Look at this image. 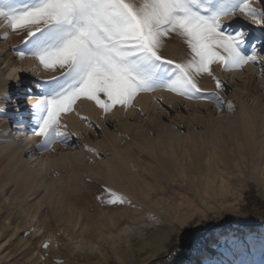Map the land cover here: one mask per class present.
Segmentation results:
<instances>
[{
  "label": "snow or ice",
  "instance_id": "1",
  "mask_svg": "<svg viewBox=\"0 0 264 264\" xmlns=\"http://www.w3.org/2000/svg\"><path fill=\"white\" fill-rule=\"evenodd\" d=\"M0 32V44L20 37V47L11 46L17 62H35L29 69L34 80L25 82L16 69L7 73L16 90L0 91V123L14 120L16 135L30 129L40 138L41 154L60 145L103 158L84 143L83 131L69 127L68 114L97 137L108 118L137 110V97L157 92L208 104L217 116L235 115L240 106L228 98L232 90L218 73L244 74L258 66L264 79V0H0ZM177 43L184 49L179 59L166 54ZM205 81L212 83L211 90ZM155 99L160 103L162 97ZM78 102H94L95 121L80 116ZM138 111L147 121L143 109ZM174 127L186 134L182 125ZM105 191L97 197L102 206L132 204L122 194ZM40 246L43 256L51 237Z\"/></svg>",
  "mask_w": 264,
  "mask_h": 264
},
{
  "label": "rangeland",
  "instance_id": "2",
  "mask_svg": "<svg viewBox=\"0 0 264 264\" xmlns=\"http://www.w3.org/2000/svg\"><path fill=\"white\" fill-rule=\"evenodd\" d=\"M17 2L25 3L27 0H17ZM247 27L250 30L257 31L258 34V30L254 26L248 25ZM3 34V32H0V36H3ZM12 45L19 48L20 37L12 35L7 43L0 44V49L3 50V52H0V57L7 59V55L10 54L13 59L12 64L16 65L17 57L11 54ZM183 52V47L177 43L171 45L166 54L179 59L183 56ZM27 61L29 60L19 61L25 65V69L27 70L25 82L35 79V76L29 73V69L35 62L32 60L30 62ZM39 71L40 69L37 70V72ZM218 74L227 81L228 87L232 90L228 98L234 100L240 106V111L235 115H223L227 117L224 123L233 122L234 119L240 118L242 115L241 100L245 99L246 91L248 95L264 105V79L261 78V71L258 66L246 68L244 74L239 72L230 73L227 76H224L222 73ZM205 83L208 89L211 90L213 87L212 83L210 81H205ZM14 88L15 85H13L11 93H15L16 89ZM159 93L139 96L149 98L147 106L143 109L144 115L148 116V120L157 118L170 124L176 118L183 117L185 119L194 115L199 118L209 115L212 118L220 117L217 116L212 106L205 112L201 108L191 106L192 104L198 106L197 103L183 100L174 94L172 95L176 102L162 98L161 102L157 103L155 98L161 97ZM78 103L76 107L80 111V116L95 121L99 109L92 106L94 102H87L92 108L90 111H83L79 108ZM177 103H180L181 106H176ZM184 105H187V108ZM136 109L127 112L123 110L118 111L114 117L108 118L107 122L101 125L105 130L99 137L90 128L83 125L74 113L67 115L69 127L73 131H83L87 137L84 143L89 148L102 153L103 158L93 156L86 149L75 146L74 148H63L60 145H56V151L52 153V158L57 160H60L62 157L72 158L78 153H83L87 166H95L97 164L103 166L106 162H109L112 168L115 169L112 174L113 178H111L112 187H104L102 177L87 176L85 173L80 172L78 167H74L73 169L69 168L70 166H65L60 170L61 173L59 172L64 185L58 191L59 193H54L56 195L50 194L48 188H45L46 183L35 186L34 190L30 192L23 189L16 179H6L4 167L7 161L5 159L2 160L0 155V264H53V261H67V264H151L163 256L168 257L170 264H185L184 262L175 260L180 259L176 256V248H180L185 244L181 240L190 237L191 232L189 234L184 233L185 230L192 226H200L201 228L206 226L208 228L210 225L221 224L227 220L235 221L238 224L232 226L218 224L215 233L208 239L207 248H209V253L215 251L214 246L219 244L221 238L224 237L229 238V241L234 238L243 239L245 243L239 250L238 247L234 248L230 242H224V239H222V243L220 244L223 245V248H217V251L214 252L217 257L216 261H214L215 264H264V226L261 225L264 222V196H262V191L264 192V182L262 181L264 180H262L260 174V167L264 164V151H261L264 149V139L260 137H255L252 140L247 139L252 146L247 141H243L245 142L244 148L247 150L243 151L246 166L242 162V157L237 158L238 160L236 161L237 166H242L241 170H236V168L225 170L228 163H231L230 161L227 162L228 160H220V162H224L220 165L222 171L225 170L223 174L228 172L229 175L227 174L228 176L223 181L218 180L216 185L213 184L212 190H209L204 182L201 183V171H199L200 173L198 172V178L193 177L196 174L194 173L195 169L190 171L185 169V171H182L179 170L178 166V168L171 166L174 169L168 168L169 170L166 169L163 173L162 169H158L142 161L141 156L144 151L140 146L142 139L135 138L130 131L125 129L128 122L130 124L146 122L139 114L138 110L141 108L136 105ZM188 109H191V112ZM13 111L14 109H11L9 112ZM256 113L258 111H255L254 114ZM170 116L173 119H170ZM5 124H14L15 126V121L8 120L0 123V128ZM155 128L157 129V124H151L150 133L154 132V135L151 134L153 137H157L160 134L158 129L156 130ZM134 129L132 128V130ZM187 130L188 128H185L184 125L183 131L186 132ZM116 135L122 136V140L120 139L121 141L119 142L115 141L114 137ZM39 142L40 138L38 137ZM129 145L131 146V151H136L137 158L141 163L146 165V168L141 170L148 178L147 181L141 180L137 181L134 185H129L132 190L125 186V180L134 173L133 166H136L129 158H126V153L129 150L124 148ZM226 146L224 144L223 148L225 151H228ZM249 146H254V148L251 149ZM44 159L47 160V157ZM253 160L256 162H253ZM211 161L214 160L212 159ZM211 161L207 159L203 165V169L207 164L211 165L213 167L212 170L217 171L216 176L219 177L220 168H217L215 161ZM253 163L258 169L255 172L252 169L249 170V166H252ZM117 166L121 168L118 169ZM76 168L77 170L75 171ZM243 168H247L245 169L247 172ZM65 169L68 170V173H66ZM117 171L118 173L120 171L122 178ZM171 171L173 175L170 173ZM248 171L250 172L248 173ZM233 174L236 175L234 176ZM192 177L193 179L196 178V181L199 179V182L195 180L194 182ZM228 177L231 180L229 179L228 181ZM112 180L116 183V186ZM118 183H121V185ZM116 187H119L120 190L116 189ZM106 188L119 194L123 193L122 195L126 197L128 196L132 204L120 207L102 206L97 197L106 196ZM7 191H9L8 196L5 195ZM128 191L134 196L130 197ZM248 195L253 196L254 198L252 199L261 203L260 209L252 207L253 205ZM248 199L252 205L251 207L250 205L247 206ZM76 201L84 203L89 208L86 211L89 215H80ZM67 211H69L70 219L64 218ZM249 212H253V214H249ZM87 219L89 222L95 223L93 225L88 224ZM114 222L117 223L114 224ZM128 227H134L132 234L133 238L136 239L134 242L135 250L131 252L127 261H123L117 256L114 248L122 241L123 235L121 233H123V229L125 230ZM71 228L72 230H70ZM251 230H255L254 236L251 235ZM46 232L47 234H45ZM153 232L167 233L170 234V237L166 242L161 243V245L155 244L149 241ZM48 237H51V246L48 252L42 256L41 253H44V249L40 245ZM90 237L91 239L89 240ZM172 237L175 238L169 243ZM249 239L253 243V253ZM94 242L97 243L95 244ZM175 242H181L182 245L177 247L174 244ZM211 248L214 250H211ZM208 259L210 257L206 255L193 264H206Z\"/></svg>",
  "mask_w": 264,
  "mask_h": 264
},
{
  "label": "bare ground",
  "instance_id": "3",
  "mask_svg": "<svg viewBox=\"0 0 264 264\" xmlns=\"http://www.w3.org/2000/svg\"><path fill=\"white\" fill-rule=\"evenodd\" d=\"M0 52H3V50L0 49ZM27 62H30V60ZM12 63H13V59H12L10 54L7 55V59H0V91L12 92L13 85H15V81L9 79V77L7 75V73H9L12 69H16V74L22 80L25 81L27 78V70L25 69V65L21 62H17L16 65H13ZM2 65H7V67L6 68L2 67ZM245 94H246L245 99L241 100V107H242V113L241 114L242 115L240 116V118L234 119L233 122L229 121L227 123H224V121L227 119V117H225V116H220L218 118H212L209 115L210 117L207 116V117L199 118L198 116L194 115V116H190V117L185 118V119L183 117H180L179 119L176 118L170 124H167L166 122H164L162 120H158L157 118H153V119L148 120L146 122L143 121L144 123H139V124H130L128 122L125 129L127 131H130L131 134L135 138H141L142 139V142L140 144V146L144 150L142 153V156H141L142 161H145V163L147 162L148 164H151V166L153 165L154 167H156L158 169H162L163 173H164V170H166L168 168L169 169L172 168L171 166H174V167L178 166L180 168L179 170H182V171H185V169H187L188 171L195 169L196 171L195 172L193 171V172L196 174H194L195 176H193V177L198 178V176H199L198 172L201 171L202 172L201 173L202 178L200 177L201 183L204 182L205 185L210 190L212 187H214L213 184L216 185V182L218 180L223 181L224 178L226 179V177L229 174H228V172L223 174V172L225 170H230V169L233 170L235 168H236V170L242 169V166L241 167L239 165L237 166V163H236V161L238 160L237 158L242 157L241 158L242 162L246 166V162H245V158H244L245 155H244L243 151H247V150H245V148H244L245 142H243V141H247V139L252 140L255 137H260V138L264 139V105L257 102L254 98H252L250 95H248L247 91ZM159 95L162 98H165V100L166 99H168V100H174L175 99V98H173V95L168 93V92H163V93L160 92ZM148 100H149V98L139 97L137 99L136 105L141 109H145V107L147 106V104L149 102ZM176 100H177V98H176ZM174 102H176V101L174 100ZM78 106L83 111H90L92 109L87 102L83 103V104H81L79 102ZM176 106H181V104L177 103ZM191 106L194 108H201V110L202 111L205 110V112L208 111L210 108V105L204 104V103L202 105H198V106L192 104ZM189 108H191V107H189ZM11 109L12 108L9 107L8 111H10ZM21 110L24 111V109H21ZM255 111H258L259 114L258 113L254 114ZM153 123L157 124V129L160 133L157 137L151 136V133H150L151 132V124H153ZM176 124H180L183 126L185 125V128H188V130L185 132L186 134H184V135L179 134L174 127V125H176ZM132 128H135V129L132 130ZM22 131L26 132L27 134L26 135H16L15 134L16 128H15L14 124H12V125L5 124V125L1 126V128H0V142H1L0 155H1L2 160L5 159L7 161V163L5 164V167H4V169L6 170V179L7 180H9L11 178L16 179V181L23 187V189H26L30 192L32 190H34L35 186H37L41 183H46L45 188H48V191L50 194H54V193H57L58 191H60L62 186L64 187L63 179L59 175L60 170L62 168H64L65 166H67V167L70 166L69 168H73V169H74V167H78L79 171L85 173V175H87V176L89 175V176L102 177L103 178L102 179L103 180V186L104 187L107 186V188H108V186L112 187L113 184L111 182V178H113L112 174H113V170H115V169L112 168V165L109 162L108 163L106 162L105 165H103V166H100L99 164H97L95 166H92V165L87 166V164H85V159H84L83 153H78L76 155L73 154L74 156L72 158L62 157L60 160L53 159L52 158L53 152H46L44 154L40 153V151L37 148L38 137L33 136L31 134L30 129L25 128V129H22ZM114 139H115V141L119 142L122 140V136L116 135L114 137ZM249 143L250 142H248V144ZM224 144L227 145L226 149L228 148V151L224 150V148H223ZM250 145H251V143H250ZM251 146H249V148H251V149L254 148V146L253 147H251ZM126 148L129 150L126 153L127 154L126 158L127 159L129 158V160L132 161V163L134 162V164L136 165V166H133L134 173H132V175H130L125 180V186H127L128 189L132 190V188H130L129 185H134L137 183V181L139 182L141 180L147 181L148 178L142 172V170L144 168H146V165L141 163V161L137 158L138 156L136 154V151H131L130 145L125 147L124 149H126ZM252 151H254V150H252ZM258 151H260V150H258ZM261 151H264V149ZM263 156H264V153H263ZM45 157H47V160L44 159ZM206 158L209 159V161H211L213 159L217 165V168H220V175H218L219 177L216 176L217 171H213L212 170L213 167L211 165L207 164L208 166L206 165L207 167L205 166L203 169V165H204L205 161H207ZM220 160H222V161L228 160L227 162L230 161L231 164L228 163V166H226L224 164L226 167H225V170L222 171L220 165L223 164L224 162H220ZM254 160H253V162H256ZM214 161H211V162H214ZM215 163H214V166H215ZM234 163H235V166H234ZM248 164H250V163H248ZM149 167H150V165H149ZM249 167H247V168H249V170L250 169L254 170V172L256 170H258L256 168V166L254 165V163L252 164V166H249ZM117 168H118V166H117ZM119 168H121V167H119ZM247 168H243L244 171H246L245 169H247ZM73 169H71V170H73ZM172 169H174V168H172ZM65 170H66V173H68V170L67 169H65ZM76 170H77V168L75 169V171ZM121 171H122V169H121ZM114 172H116V171H114ZM166 172H168V171H166ZM174 172H175V170H174ZM249 172L250 171H248V173ZM74 173H76V172H74ZM117 173H118V171H117ZM170 173L172 174V171ZM78 174H80V173H78ZM118 174H120V171ZM260 174H261L262 180H264V164L260 167ZM170 175H168V176H170ZM191 176H192V173H191ZM193 177H192V179H193ZM121 178H122V175H121ZM151 178H153V177L151 176ZM155 178H156V176H155ZM195 179H193V181ZM229 179L230 178L228 177V181H229ZM115 180H117V179H115ZM198 180L199 179H197V181ZM219 182H221V181H219ZM262 182H264V181H262ZM118 184H117V186L121 185V183L119 185ZM115 186H116V183H115ZM131 187H133V186H131ZM117 188L119 189V187H116V189ZM124 188H126V187H124ZM204 188L206 189V187H204ZM8 194H9V191H7L5 195L8 196ZM128 194L130 195V197L134 196L129 191H128ZM54 195H56V194H54ZM262 196H264L263 191H262ZM76 202L78 203V201H76ZM78 208H79V213L81 216L89 215L86 213V211L89 208L86 207L84 205V203H78ZM68 212L69 211H67L65 213L64 218L70 219V215ZM109 213H110V210H109ZM46 223H47V221H46ZM87 223L93 225L95 222H89V220H88ZM97 223L99 224V222H97ZM115 223H117V222H114V224ZM94 226H96V225H94ZM99 228H101V227H99ZM104 229H105V227H104ZM110 229H111V227H110ZM132 229H134V227L133 228L128 227L125 230L123 229V233H121L123 235V237L121 238L122 241L119 243V245H117V247L114 246V247H116V248H114V250L117 253V256L120 259H122L123 261H127L131 252L135 250V247H134L135 243L134 242L136 239L133 238ZM70 230H72V228ZM86 233H88V232H86ZM108 233H109V230H108ZM250 233L252 236H254L255 230H251ZM45 234H47V232ZM83 235H84V233H83ZM90 236H91V234H90ZM92 236L94 237V235H92ZM119 236H120V234H119ZM169 237H170V234H167V233L153 232V235L149 239V241H151L152 243L161 245V243L166 242L169 239ZM90 239H91V237L89 238V240ZM231 240L238 241V244L233 245L230 242ZM231 240L229 241V239L228 240L224 239V242H230L234 246V248L238 247L239 250L241 247H243V244L245 243V241L243 239H239V238H234ZM102 241H104V240L102 239ZM249 242L251 243L250 245L252 246V253H253L254 252L253 243L250 239H249ZM86 246H87V244H86ZM138 247H141V246L139 245ZM126 252H129V253H126ZM110 256H112V255H110ZM225 257H227V256H225ZM229 258L231 259V257H229Z\"/></svg>",
  "mask_w": 264,
  "mask_h": 264
},
{
  "label": "trees",
  "instance_id": "4",
  "mask_svg": "<svg viewBox=\"0 0 264 264\" xmlns=\"http://www.w3.org/2000/svg\"><path fill=\"white\" fill-rule=\"evenodd\" d=\"M250 207L252 206L250 203V200H247V206ZM249 214H252L249 212ZM220 224V223H218ZM218 224L216 225H210L206 231H202L198 234V236L194 239V241L192 242V244L188 247V249L184 248V247H180L179 251H176V256L180 259H185V260H194L200 253L202 247L208 242L209 237L215 233L216 228L218 227ZM234 224H238L235 221L232 220H227L224 221L223 223H221L220 225L222 226H232ZM262 226H264V222L261 223ZM175 237H172V239L170 240L169 243H171L174 240ZM193 248L197 249V252L192 254L194 255L193 257L191 256V254L189 255V253H192ZM189 251V252H188ZM170 264L168 261V257H160L159 259L153 261L151 264Z\"/></svg>",
  "mask_w": 264,
  "mask_h": 264
},
{
  "label": "crops",
  "instance_id": "5",
  "mask_svg": "<svg viewBox=\"0 0 264 264\" xmlns=\"http://www.w3.org/2000/svg\"><path fill=\"white\" fill-rule=\"evenodd\" d=\"M250 195H248V197H249ZM250 198V200H251V203H252V207H256L257 209H260L261 208V203H259V202H257L256 200H254V199H252V198H254L253 196H250L249 197ZM252 214H253V212H252ZM260 216V215H259ZM196 224V223H195ZM205 230H207V228H206V226H203V228H201L200 226H195V227H190V228H187L186 230H185V232L184 233H190V237L188 238V239H182L181 240V242H185V244L184 245H182V243L181 242H175L174 244L178 247L179 245H182V247H184V248H186V249H188V247L192 244V243H190L195 237H196V235L198 234V232H200V231H205ZM176 239H178V238H176ZM187 240V241H186ZM209 241V240H208ZM220 243H222V238H221V240L219 241V244H217L216 246H214V248H215V251L214 252H216L217 251V248H223V245H221ZM207 244H208V242L202 247V249H201V251H200V253L201 254H199L194 260H185V259H175V260H179V261H181V262H184L185 264H193V263H195L196 261H198V260H200V258H202V257H204V256H206V255H208L209 257H210V259H208V261H207V263L206 264H208V262L209 261H211V262H214V261H216V253H214L213 251H212V253H209V248H207ZM176 250L177 251H179V247L178 248H176ZM211 250H214L213 248H211ZM189 252V251H188ZM197 252V249L196 248H193V250H192V253H189V255L191 254V256L193 257L194 255H192V254H194V253H196ZM202 260V259H201ZM175 264V263H174Z\"/></svg>",
  "mask_w": 264,
  "mask_h": 264
}]
</instances>
